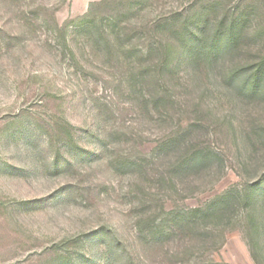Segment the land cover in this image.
Returning a JSON list of instances; mask_svg holds the SVG:
<instances>
[{"label":"rangeland","instance_id":"374dc122","mask_svg":"<svg viewBox=\"0 0 264 264\" xmlns=\"http://www.w3.org/2000/svg\"><path fill=\"white\" fill-rule=\"evenodd\" d=\"M263 24L264 0H0V264H264V83L230 82Z\"/></svg>","mask_w":264,"mask_h":264},{"label":"trees","instance_id":"16d2710c","mask_svg":"<svg viewBox=\"0 0 264 264\" xmlns=\"http://www.w3.org/2000/svg\"><path fill=\"white\" fill-rule=\"evenodd\" d=\"M261 28L264 29V24ZM229 41L230 43L227 45H222L220 47L216 46V48H213L211 56L213 57L212 61L214 63H219V61H221L224 57L230 55L232 52L231 46L236 47L231 39H229ZM200 50L201 49L199 48V51ZM230 82L233 86H236V90H239L241 92L251 90L256 93L261 92V85L264 83V59L256 66V70H253L252 67V72L251 66L249 65H238L237 67L235 66L234 70H231L230 72Z\"/></svg>","mask_w":264,"mask_h":264}]
</instances>
